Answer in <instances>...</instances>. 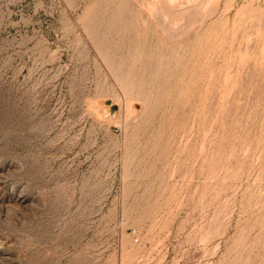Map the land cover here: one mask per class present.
Here are the masks:
<instances>
[{"label":"rangeland","instance_id":"rangeland-1","mask_svg":"<svg viewBox=\"0 0 264 264\" xmlns=\"http://www.w3.org/2000/svg\"><path fill=\"white\" fill-rule=\"evenodd\" d=\"M0 264H264V0H0Z\"/></svg>","mask_w":264,"mask_h":264},{"label":"bare ground","instance_id":"bare-ground-1","mask_svg":"<svg viewBox=\"0 0 264 264\" xmlns=\"http://www.w3.org/2000/svg\"><path fill=\"white\" fill-rule=\"evenodd\" d=\"M155 10V9H154ZM151 13V12H150ZM135 121V120H134Z\"/></svg>","mask_w":264,"mask_h":264}]
</instances>
